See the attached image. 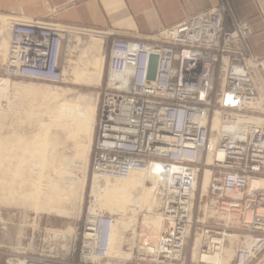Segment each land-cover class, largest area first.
Listing matches in <instances>:
<instances>
[{"label": "built area", "instance_id": "built-area-1", "mask_svg": "<svg viewBox=\"0 0 264 264\" xmlns=\"http://www.w3.org/2000/svg\"><path fill=\"white\" fill-rule=\"evenodd\" d=\"M5 23L0 71L8 79L60 84L81 40L100 37L107 45L108 78L90 171L115 181L150 173L162 184L158 227L143 224L145 208L131 213L137 215L133 244L122 264H185L191 236L192 250L199 241L196 264H208L201 257L217 249L225 234L237 235L229 264H252L264 254V183L251 186L264 181V57L251 53L252 30L225 0L148 37L37 19L11 17ZM205 169L206 195L229 222L208 223L193 215ZM116 225L115 214L86 215L76 261L49 256L21 261L116 264L109 255Z\"/></svg>", "mask_w": 264, "mask_h": 264}, {"label": "rangeland", "instance_id": "rangeland-1", "mask_svg": "<svg viewBox=\"0 0 264 264\" xmlns=\"http://www.w3.org/2000/svg\"><path fill=\"white\" fill-rule=\"evenodd\" d=\"M1 43L0 63L6 55L5 35ZM107 49L100 37L81 40L67 63L68 68L74 69L66 71L60 84L12 80L0 71V80H8L7 86L0 84V264L46 256L55 261H76L79 228L86 215L97 212L118 218L119 225L110 238L109 255L111 261L122 264L133 244L137 215L131 213L145 208L150 215H144L143 224L156 220L161 203L157 198L160 185L148 179L136 184L104 180L90 171L96 120L108 78ZM205 174L203 180L202 176L199 178L193 215L202 219L206 205V215L214 216L205 222L215 223L214 219L220 216L210 207L212 199L206 194L200 198V186L203 193L206 190L208 173ZM140 175L143 174H136ZM12 185L15 186L11 190ZM115 185L120 187V194L111 192ZM150 188L152 194L147 193V197ZM150 200L156 203L149 204L154 208L149 207ZM114 202H118L117 209ZM191 238L185 250V264L199 261V241L196 239L192 250ZM229 248L225 244V262L235 255V245Z\"/></svg>", "mask_w": 264, "mask_h": 264}, {"label": "crops", "instance_id": "crops-1", "mask_svg": "<svg viewBox=\"0 0 264 264\" xmlns=\"http://www.w3.org/2000/svg\"><path fill=\"white\" fill-rule=\"evenodd\" d=\"M225 1L237 20L249 24L251 53L264 57V0ZM220 4L221 0H0V28L12 17L75 24L128 38L148 37ZM233 243L229 242V249ZM252 264H264V255Z\"/></svg>", "mask_w": 264, "mask_h": 264}, {"label": "bare ground", "instance_id": "bare-ground-1", "mask_svg": "<svg viewBox=\"0 0 264 264\" xmlns=\"http://www.w3.org/2000/svg\"><path fill=\"white\" fill-rule=\"evenodd\" d=\"M3 40V39H2ZM4 42V41H3ZM85 43V42H84ZM0 45H2V43L0 44ZM83 48V47H82ZM1 49H3V48H1ZM0 49V50H1ZM69 64V63H68ZM68 66V65H67ZM70 66V65H69ZM72 69H74V68H68V72L70 73V71L72 70ZM13 80V79H12ZM7 83H8V80H5V79H1L0 80V84L4 87V86H7ZM1 87V86H0ZM24 88V87H23ZM2 89L0 88V91H1ZM20 92V91H19ZM80 99H83V100H85V101H87V97H81ZM80 99H78V100H80ZM88 101H90V100H88ZM62 112V111H61ZM65 115V114H64ZM216 123H215V125H214V130L216 129V128H218L219 127V124H218V122L217 121H215ZM86 139H88V138H86ZM89 141V140H88ZM216 142V139L215 138H213L212 139V141H211V145H209V147H210V149H212L213 148V146H214V143ZM89 143V142H88ZM88 147H89V144L86 146V149L84 150V154L86 153V151H87V149H88ZM15 168V167H14ZM25 170V169H24ZM204 174L205 173H208V175H207V184H206V189H207V187H208V184H209V176H210V171L209 170H207V169H205V171L203 172ZM135 175L133 176V174L128 178V179H126V183H134V184H136V183H143L145 180H149V181H153V184L154 185H160V189H161V186H162V184L157 180V179H155L154 177H152V175L150 174V173H148V174H143V175H140V176H136V174H141V173H134ZM206 175V174H205ZM16 175L14 174V176L13 177H15ZM141 177V178H140ZM3 179V178H2ZM204 179V178H203ZM5 180V179H4ZM10 180H12V179H10ZM112 181V180H111ZM114 181V180H113ZM125 181V180H124ZM9 182V181H8ZM8 182H7V184H8ZM12 182V181H11ZM120 182V181H119ZM109 183V182H108ZM115 183V182H114ZM113 183V184H114ZM15 184V183H14ZM24 184V183H23ZM26 184V183H25ZM260 184H262V181H253L252 182V187H255V186H258V185H260ZM16 186H18V184H15ZM15 185H12V187H11V190L13 189V186H15ZM112 185V184H111ZM24 185H22V187H23ZM197 186H198V184H197ZM201 187L202 186H200V193H201V197H203L206 193V190H205V192L203 193L202 192V189H201ZM155 188V187H154ZM196 190H197V187H196ZM15 191V190H14ZM14 191H11V192H14ZM54 191H56V190H54ZM54 191H52V192H54ZM148 192H146V195H147V197L149 196L150 197V195H148V194H152L151 193V188L150 189H148L147 190ZM20 192V191H19ZM111 192L113 193V194H120V192H121V190H120V187H118V186H113V190H111ZM160 192H161V190H160ZM160 192H158V194H157V198H158V200H161V198H160ZM17 193H18V191H17ZM54 193H56V192H54ZM96 193H98V192H96ZM148 193V194H147ZM41 194V193H40ZM59 194V193H58ZM20 195H22L21 193H20ZM0 198H2V197H0ZM24 198V197H23ZM146 198V197H145ZM115 199V198H114ZM147 199V198H146ZM154 200V199H153ZM115 201V200H114ZM146 201H148V200H146ZM155 201V200H154ZM150 202H151V200L149 201V203H148V205L150 204ZM153 202V201H152ZM151 202V203H152ZM58 203H59V201H58ZM115 204H114V207L117 209L118 208V202H114ZM147 203V202H146ZM130 204V203H129ZM136 204V203H135ZM152 204H156V203H152ZM128 205V204H127ZM209 205V204H208ZM40 206V205H39ZM42 206V205H41ZM137 206H138V204H137ZM136 206V207H137ZM151 206H153V205H151ZM150 205H149V207H151ZM159 207H160V205H158ZM214 206H215V204H214V202L212 201V206L210 205V207L212 208V209H215L214 208ZM127 207V206H126ZM131 207L133 208V206H132V204H131ZM159 207H158V209H159ZM120 208V207H119ZM125 208V207H124ZM151 208H154V206L153 207H151ZM150 208V209H151ZM207 206L206 205H204L203 206V208H202V213H203V218L202 219H200L199 221H205V220H209V219H211V218H213V216L214 215H206L207 214ZM152 210V209H151ZM150 210V211H151ZM138 211V210H137ZM153 211V210H152ZM156 212V211H155ZM150 215V214H149ZM155 215H157V213H155ZM217 216V215H216ZM218 216H220V215H218ZM146 218V217H145ZM150 218H152V217H150ZM149 218V219H150ZM218 218H220V219H214V222H219V221H228V219L227 218H225V217H218ZM149 219H148V221H149ZM150 222H152L151 220L149 221V223L147 224V226H149L150 224H152V225H150L151 227H153V229H156L157 227H158V220L156 219V220H153V222L152 223H150ZM229 222V221H228ZM208 223H209V221H208ZM211 223H213V221H211ZM230 224V223H229ZM231 225V224H230ZM232 225H234L233 223H232ZM114 230V229H113ZM113 230H112V232H111V234H110V238H111V236H112V234H113ZM236 236L237 235H232V234H225L224 235V237H223V239H220V240H217V242L216 243H218L219 245H218V248L217 249H215L211 254H209V255H203L202 257H201V262H205V263H208V264H229V262L232 260H230V261H226L225 262V259H223L224 257H223V254H224V249H225V244H229V242L230 241H234V245H235V241H236ZM110 238H109V240H110ZM116 239H117V237H116ZM118 239H120L121 241H122V239L121 238H118ZM117 239V241H120V240H118ZM229 239H230V241H229ZM125 242V241H124ZM109 244H110V242H109ZM196 246V244L194 245V247ZM194 247H193V249H194ZM110 251V250H109ZM229 253V252H228ZM194 255H195V253L193 252V257H194ZM228 255V254H227ZM225 257H227V256H225ZM228 257H229V255H228ZM232 257V256H231ZM197 258H198V256H197ZM198 262V261H197ZM13 263V262H12ZM23 263H25V262H21V260H15V262H14V264H23Z\"/></svg>", "mask_w": 264, "mask_h": 264}, {"label": "water", "instance_id": "water-1", "mask_svg": "<svg viewBox=\"0 0 264 264\" xmlns=\"http://www.w3.org/2000/svg\"><path fill=\"white\" fill-rule=\"evenodd\" d=\"M152 71H153V74H154V72H155V64H153V66H152Z\"/></svg>", "mask_w": 264, "mask_h": 264}]
</instances>
